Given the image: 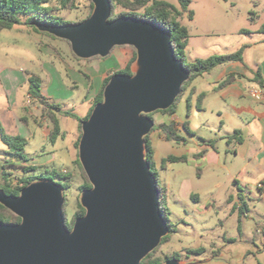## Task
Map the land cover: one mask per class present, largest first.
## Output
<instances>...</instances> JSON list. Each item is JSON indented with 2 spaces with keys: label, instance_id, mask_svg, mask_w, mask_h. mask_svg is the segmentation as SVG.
Instances as JSON below:
<instances>
[{
  "label": "water",
  "instance_id": "obj_1",
  "mask_svg": "<svg viewBox=\"0 0 264 264\" xmlns=\"http://www.w3.org/2000/svg\"><path fill=\"white\" fill-rule=\"evenodd\" d=\"M92 2L82 21L38 27L68 40L81 58L133 45L136 71L114 74L82 122L79 159L92 186L82 190L86 212L71 229L65 189L55 180L35 179L18 195L0 189V202L21 217L0 223V264H141L170 232L145 137L155 125L150 114L174 103L191 71L164 27L135 16L110 20L111 1ZM179 262L175 257L164 264Z\"/></svg>",
  "mask_w": 264,
  "mask_h": 264
},
{
  "label": "rangeland",
  "instance_id": "obj_2",
  "mask_svg": "<svg viewBox=\"0 0 264 264\" xmlns=\"http://www.w3.org/2000/svg\"><path fill=\"white\" fill-rule=\"evenodd\" d=\"M166 1L182 10L180 0ZM91 2L92 0H73L68 8H62L60 0H51V4L56 8L55 13L69 22L85 19L90 13ZM124 11L127 10L119 5L115 14ZM179 20L189 31L190 44L187 46L185 64H191L196 59L236 49L244 42L248 35L240 34V30H254L264 23V0H190L187 10H183ZM131 59L132 72L135 73L137 49L133 45L115 46L106 57L81 58L73 52L71 43L66 39L37 32L25 24L12 29L0 28V69L14 72L15 79H18L19 75L26 77L32 72L43 75L47 66L44 63L52 61V64L60 69V73L58 78L51 79L49 87L46 88L47 94L61 103L72 102V111L80 117L89 113L91 108L88 111L89 105L81 102L79 98L92 91L95 70L100 67L108 68L105 79L125 67ZM70 66L77 71H72ZM90 68L94 70L92 75L87 72ZM215 73L205 75L204 79L198 78V83L209 88ZM15 79L5 86L0 82V119L8 132L15 130V123L10 122L7 115L12 118L15 115L22 116L20 114L23 110L26 111L23 106L27 103L29 89L27 79L26 82ZM76 83L80 89L71 88L78 87ZM99 91L100 89L97 94ZM188 98V93L182 95L174 113L163 111L151 113L155 124L170 122L173 116L186 120ZM28 99H30L28 105L34 109L36 101L30 96ZM9 100L12 103L10 110ZM35 112L38 119L50 121L41 115V110ZM206 116L209 124L213 119L216 123L220 122L211 111H208ZM200 122L199 112H196L191 128L198 127L204 137L208 138L212 133L207 127L203 125L202 127ZM79 124V120L74 117L63 118V125L69 130L77 129ZM181 132L188 140L186 144L165 140L161 138L158 130L149 133L155 157L160 164L162 157L179 152L187 154V160L169 161L164 170L157 166L160 174L159 183L163 187L168 183L171 187L170 193L166 187V204L170 209L168 218L174 231L169 233L166 242L156 248L151 259H159L160 264H164L166 256L177 253L180 264H264V190L255 183H238L231 177L232 167L226 158L225 140H222L219 148L221 168L206 171L205 167L201 166L203 171H200L198 163L206 164V161L202 157L193 158V153L197 150L195 141L202 140L193 137L184 128ZM80 135L82 127L79 129L78 138ZM45 145L50 148L51 143L45 140L43 132L37 128L36 137L30 139L26 148L32 153L34 148L40 150ZM78 147L76 148L79 155ZM6 149L8 147L0 137V161L5 162L8 159L17 162L15 158L6 154ZM7 168L12 172L14 181L24 174L18 166L10 165ZM179 170L183 171L181 176L178 175ZM83 181L79 169L72 177V186L65 190L68 220L72 219L77 210V203L82 196L80 185ZM192 194H198V201Z\"/></svg>",
  "mask_w": 264,
  "mask_h": 264
},
{
  "label": "crops",
  "instance_id": "obj_3",
  "mask_svg": "<svg viewBox=\"0 0 264 264\" xmlns=\"http://www.w3.org/2000/svg\"><path fill=\"white\" fill-rule=\"evenodd\" d=\"M259 28L260 26L254 30H240L239 33L242 35L247 34L248 38H244V42H241V44L236 49L225 51V53H230L244 46L242 61H231L220 64L210 72L197 76L188 83L187 89L184 93V95L188 93V97L190 98L191 102L188 118L184 121L175 116L171 118V121H175L179 134L185 136L181 130L184 128L183 123L188 121L189 128L192 131L191 135L202 140V142L195 141L197 150L195 153H193V158L202 157L204 158V161H206V164L201 162L198 163L200 171H203L201 166H204L206 171L219 170L221 168V151L219 148L222 140H225L227 143V148H225L227 150L226 158L232 167V169H230L231 177L237 180L238 183H255L257 186L260 182L264 183V89L253 82L251 78L258 69L261 70V73L264 77V33L259 32ZM189 44L190 41L188 42V47ZM248 57L250 58L249 60ZM50 62L51 63H44L47 65L44 68L45 73L43 75H45V77L38 73L35 74L40 75L43 79L41 89L43 95H45L49 101L61 103L47 94L46 91V88L49 87L51 79L53 77L58 78L60 73V69L57 66H54L52 61ZM70 68H72V71H77L72 66H70ZM107 69L108 68L102 69V67H100L95 70V76L93 77V82L91 84L92 91L85 93L79 98L81 102L89 105L88 111L92 105V101L97 95V91L100 89ZM93 71L94 70L90 68L87 72L92 75ZM212 72L216 73L211 83L212 85L209 88H205L198 83V78L204 79L205 75H209ZM232 73H241L244 76L236 77L231 82L217 88L218 84ZM14 79V72L0 69V82L3 84V86L10 84ZM26 79L28 80V75L26 77L19 75L17 81L26 82ZM96 81L97 84H95ZM76 84L78 87L71 86V88L80 89L79 84ZM252 88L263 89V95L260 98L253 96L250 92ZM201 93H205V97L201 103L202 108H198V96ZM28 97L29 94L27 95V103L23 106V109L25 108L26 111L23 110L22 114H20L22 116L15 115L12 118L11 116L9 117V115H7L9 121L15 123V130L10 133L20 134L26 137L29 143L31 138L36 137L37 128H39L43 132L45 140L50 142L51 145L50 148H47L45 145L40 150L39 148H34L32 153H30L26 148L29 159L23 164L34 165L38 167L39 170L43 168H57L67 170L74 176L79 171V167L75 162L78 158V152L75 144L79 136L80 124L78 125L77 129L69 130L63 125V118L71 116L58 115L62 134L54 142L50 141L49 136L52 129L51 122L47 121L46 119H38V114L35 112V110L39 111L41 108L37 104L33 105L34 109L31 108L28 105L30 101ZM9 105L10 110L12 107L10 100ZM61 105L63 110H72V102L61 103ZM208 111H211L213 114H215L217 116L216 119H218L220 122L216 123L215 119H213L210 123L211 127H209V120L206 116ZM196 112H199L201 126L203 125L207 127V129H210L212 133V135L208 136V138L204 137V134L199 130L198 127L195 129L191 128L192 120L196 116ZM236 129L241 130V135L243 137L242 141H232L231 143H228L226 137L233 134ZM158 131L161 138L165 139L162 136L160 130ZM187 141L188 140H186V142ZM186 142L182 143L186 144ZM155 155L156 154L154 152L155 162L157 166L160 167L161 164L158 162ZM182 155L187 156L185 152H179L175 154V156ZM163 158L164 157H162V159ZM182 173V170L178 171V175L181 176ZM0 175H2L1 161ZM165 185L168 188V192L170 193V185L168 183H165ZM261 189L264 190V187Z\"/></svg>",
  "mask_w": 264,
  "mask_h": 264
},
{
  "label": "trees",
  "instance_id": "obj_4",
  "mask_svg": "<svg viewBox=\"0 0 264 264\" xmlns=\"http://www.w3.org/2000/svg\"><path fill=\"white\" fill-rule=\"evenodd\" d=\"M72 1L73 0H60V5L62 8H68L71 5ZM110 1L112 3V14L110 20L120 16H135L139 18L149 19L154 23L161 25L171 35V41L174 46L176 56L179 59H181L184 62V64L186 63L187 46L189 42V31L188 28L180 22L179 17L182 15L183 10L184 11L187 10L190 4V0H180V3L182 5V10L178 9L177 7H175L173 4H171L166 0H110ZM119 5L125 8L127 11L115 14V10ZM93 9H94V4L93 2H91L89 15L92 13ZM55 10L56 8L54 5L51 4V0H0V28L12 29L17 25L25 24L28 25L29 27H32L37 32H41L49 36L56 37L55 35L47 31H41L38 27V25H62V24L70 23L69 21L63 19V17L57 15V13H55ZM259 32L264 33V23L260 26ZM243 53H244V46L230 53L214 54L207 58L196 59L191 64H185V66L191 71L189 79L185 81L184 84L182 85L180 93L177 96L174 103L168 108L161 109L158 111L174 113L176 110L177 102L185 93L187 89V85L191 80H193L197 76L203 75L204 73L210 72L220 64H224L231 61H242ZM132 62L133 59H131L125 67L115 71L111 75H108L103 80L100 91L95 97L94 103L92 104L89 113L84 117L78 116L72 110H63L61 103L49 101L48 98L45 95H43L41 91L42 83H43V79L41 78V76L35 73H28V82H29L28 94L33 100L36 101L37 105L41 108V115L47 117L52 124V129L49 136L50 141L54 142L62 134L58 115H66V116L74 117L79 120L80 127H82V122L89 118L94 106L103 100L104 88L106 84L109 82L110 78L116 73L132 74L133 73L131 67ZM243 76L244 75L241 73H232L228 75L223 81H221L218 84L217 88L231 82L236 77H243ZM251 80L264 89V77L260 69L255 71ZM204 97H205V93H201L198 96V103H197L198 108H202L201 103ZM190 108H191V102H190V98H188L187 115H189L190 113ZM150 116L153 117L151 114ZM183 127L189 133L192 132L191 129L189 128L188 121H185L183 123ZM157 129L160 130L162 136L166 140H172L178 143L186 142L187 140L185 136L179 134L175 121L162 122L157 125L155 124L152 131ZM0 137L8 147V149H6L5 151L6 154H8V156H10L11 158H15L17 162H19L17 163L13 160H8V159L5 162H1L2 183L0 184V189H3L6 194L18 195L22 190V188L27 186L35 179H39V178L53 179L56 182L63 185L65 190L72 186L73 175L69 171H65L57 168H43L39 170L38 167L34 165H24L23 163L29 159V155L26 151V145L28 143V139L20 134L8 132L5 126L3 125L1 119H0ZM80 138L81 135L76 141V147L79 146ZM226 138L228 143H231L232 141L241 142L243 139L240 129H236L233 134L227 136ZM145 139H146L147 160L151 165L152 172L156 176L157 185L159 187L160 208L164 217L168 221V224L170 226V232H173L174 228L170 224L168 218V215L170 214V209L166 204L167 188L161 186V184L159 183L160 174L158 171L157 164L154 160V149L149 139V134L146 135ZM184 160H187V157L185 155L182 156L168 155L167 157L162 159L160 168L165 169L167 162L169 161L175 162V161H184ZM75 162L79 167L84 179L83 184L80 185V190L82 191L86 188L91 187L92 184L81 164L79 155ZM10 165L19 166L24 171V174L21 177H19L17 181H14L12 177V172L7 168ZM64 194L66 198V193L64 192ZM192 196L198 201L197 194H192ZM67 204L68 203L66 201L63 211L66 216L67 226L69 229H71L73 227L75 219L79 216L84 215L86 209L83 207V205L80 202H78L77 210L74 212L72 219L68 220L67 212H66ZM20 221H21V217L14 214L11 210H9L0 202V223L20 222ZM169 233L163 237L161 244L169 239ZM155 250L156 249H154L147 256H145L141 264H160L159 259H154V260L151 259L153 252ZM175 257L178 258L179 254L176 253L173 255L166 256V260Z\"/></svg>",
  "mask_w": 264,
  "mask_h": 264
},
{
  "label": "built area",
  "instance_id": "obj_5",
  "mask_svg": "<svg viewBox=\"0 0 264 264\" xmlns=\"http://www.w3.org/2000/svg\"><path fill=\"white\" fill-rule=\"evenodd\" d=\"M250 92L252 93L253 96H255L257 98H260L263 95V89L252 88ZM258 187L259 188L264 187V183L263 182H260L258 184Z\"/></svg>",
  "mask_w": 264,
  "mask_h": 264
}]
</instances>
